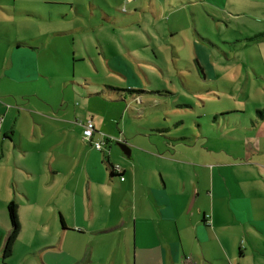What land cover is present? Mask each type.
I'll return each mask as SVG.
<instances>
[{
    "label": "rangeland",
    "instance_id": "rangeland-1",
    "mask_svg": "<svg viewBox=\"0 0 264 264\" xmlns=\"http://www.w3.org/2000/svg\"><path fill=\"white\" fill-rule=\"evenodd\" d=\"M218 2L0 0V108L12 107L7 110L15 140H25L32 151L30 141L45 136L43 148L52 155L69 151L70 157L67 143L57 148L56 142L83 138L78 122L93 120L116 140L114 153L94 149L102 158L101 166L96 158L94 166L82 141L81 166L71 180L80 186L88 183L87 170L102 177L104 168L109 176L104 156L114 166L116 156L126 157L118 144L120 134L131 149L146 126L168 131L153 137L162 152L187 148L182 137L195 136L202 127L209 145L238 150L237 144L218 137L236 122L251 125L258 120L257 110L264 109V0ZM16 42L26 43L18 54H29L33 79L27 83L5 77L7 55ZM74 127L80 130L71 133ZM75 147L73 143L71 150ZM28 162L35 167L34 160ZM70 164L71 159L64 168ZM22 191L17 184L16 192ZM53 202L54 193L42 190L35 207H22L23 240L7 261L2 257L5 241L0 244V264H71L58 251L49 250L43 260L31 250L59 239L46 217ZM76 208L79 212L77 203ZM5 214L0 203V239L9 223ZM79 238L75 248L81 251L89 238ZM255 260L264 264V255H248L242 264Z\"/></svg>",
    "mask_w": 264,
    "mask_h": 264
},
{
    "label": "crops",
    "instance_id": "crops-1",
    "mask_svg": "<svg viewBox=\"0 0 264 264\" xmlns=\"http://www.w3.org/2000/svg\"><path fill=\"white\" fill-rule=\"evenodd\" d=\"M205 1L220 4L218 0ZM21 46L26 43H13L5 71V77L17 84L33 79L26 61L29 54H18ZM118 73L125 72L120 69ZM5 108H0V203L8 220V204L15 201L19 206L21 232L17 242L24 233L22 207H35L42 190L52 191L57 199L46 217L50 231H58L59 239L31 249L43 260L49 250L65 255L71 264L95 260L97 264H242L248 255H264V120L255 119L251 125L236 122L218 137L237 144L238 150L209 145L202 127L195 136L182 137L187 148L162 152L153 137H163L168 131L146 126L141 130L142 140L132 143L130 156L124 152L125 158L116 156V166L108 156L109 176L104 168L102 177L87 170L88 183L80 186L71 180L81 166L82 141L88 157L94 156L92 164L95 166L96 158L101 166L94 143L106 144L103 150L113 154L112 142L116 140L89 119L96 129L91 139L83 133V138L68 136L73 141L56 142L57 148L67 143L70 157L69 151L52 155L43 148L48 143L45 136L33 138L30 143L36 150L30 151L25 140H15L11 110H7L12 107ZM78 130L74 127L70 132ZM118 138V144L129 142L122 134ZM73 143L76 147L71 150ZM103 150L98 151L105 153ZM70 159V166L64 168ZM30 160L35 161V167ZM17 184L21 193L16 192ZM68 201H73V208ZM59 217L62 227L58 226ZM6 223L1 245L11 229L10 221ZM82 236L89 242L79 251L75 243L81 244L78 240Z\"/></svg>",
    "mask_w": 264,
    "mask_h": 264
},
{
    "label": "trees",
    "instance_id": "trees-1",
    "mask_svg": "<svg viewBox=\"0 0 264 264\" xmlns=\"http://www.w3.org/2000/svg\"><path fill=\"white\" fill-rule=\"evenodd\" d=\"M257 115L259 120H264V109H258ZM106 162L109 163L108 157H106ZM109 167L112 168L113 166L110 165ZM7 213L9 216L11 229L2 248V257L4 261L9 260L13 256L15 244L21 232L19 206L15 201H12L8 204Z\"/></svg>",
    "mask_w": 264,
    "mask_h": 264
},
{
    "label": "built area",
    "instance_id": "built-area-1",
    "mask_svg": "<svg viewBox=\"0 0 264 264\" xmlns=\"http://www.w3.org/2000/svg\"><path fill=\"white\" fill-rule=\"evenodd\" d=\"M2 123V119L0 118V125ZM80 125H82V127L84 128V136L86 139H91L94 132H95V125L93 123V121L91 120H88L87 122L83 123V122H80L79 123ZM110 140H108L109 142ZM120 142V141H119ZM106 144L102 143V142H96L94 143V146L96 149L98 150H103V147L105 146ZM119 170V169H118ZM124 179V178H122Z\"/></svg>",
    "mask_w": 264,
    "mask_h": 264
},
{
    "label": "water",
    "instance_id": "water-1",
    "mask_svg": "<svg viewBox=\"0 0 264 264\" xmlns=\"http://www.w3.org/2000/svg\"><path fill=\"white\" fill-rule=\"evenodd\" d=\"M119 146H120V148L122 149V151L126 154V155H128V156H130V154H131V149H130V147L128 146V145H126V144H119Z\"/></svg>",
    "mask_w": 264,
    "mask_h": 264
}]
</instances>
